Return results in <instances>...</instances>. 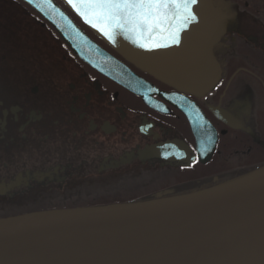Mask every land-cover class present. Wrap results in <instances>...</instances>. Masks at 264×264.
<instances>
[{
	"label": "flooded vegetation",
	"instance_id": "1",
	"mask_svg": "<svg viewBox=\"0 0 264 264\" xmlns=\"http://www.w3.org/2000/svg\"><path fill=\"white\" fill-rule=\"evenodd\" d=\"M213 3L226 15L217 70L187 90L97 44L144 81L151 103L65 49L44 73L19 57L42 79L0 83V218L264 179V0Z\"/></svg>",
	"mask_w": 264,
	"mask_h": 264
},
{
	"label": "water",
	"instance_id": "2",
	"mask_svg": "<svg viewBox=\"0 0 264 264\" xmlns=\"http://www.w3.org/2000/svg\"><path fill=\"white\" fill-rule=\"evenodd\" d=\"M83 62L127 89L143 81L98 47L53 0H20ZM63 4L125 61L176 89L209 80L226 15L213 0L193 6L180 43L145 49L117 32L109 40ZM247 183V182H246ZM244 184V183H243ZM0 264H264V179L196 195L37 211L0 218Z\"/></svg>",
	"mask_w": 264,
	"mask_h": 264
},
{
	"label": "snow or ice",
	"instance_id": "3",
	"mask_svg": "<svg viewBox=\"0 0 264 264\" xmlns=\"http://www.w3.org/2000/svg\"><path fill=\"white\" fill-rule=\"evenodd\" d=\"M77 14L109 40L117 32L141 48L180 43V34L197 19L198 0H67ZM196 160L194 159L193 163Z\"/></svg>",
	"mask_w": 264,
	"mask_h": 264
},
{
	"label": "rangeland",
	"instance_id": "4",
	"mask_svg": "<svg viewBox=\"0 0 264 264\" xmlns=\"http://www.w3.org/2000/svg\"><path fill=\"white\" fill-rule=\"evenodd\" d=\"M32 12L17 0H0V83L19 80L21 76L25 81L40 82L42 78L35 79L31 74L28 78L29 74L23 73L25 61L20 56L29 61L34 57L43 73L60 67L61 40Z\"/></svg>",
	"mask_w": 264,
	"mask_h": 264
},
{
	"label": "trees",
	"instance_id": "5",
	"mask_svg": "<svg viewBox=\"0 0 264 264\" xmlns=\"http://www.w3.org/2000/svg\"><path fill=\"white\" fill-rule=\"evenodd\" d=\"M58 3H59V0H56ZM21 3V2H20ZM22 4V3H21ZM24 5V4H23ZM24 6H26V5H24ZM27 7V6H26ZM28 8V7H27ZM29 10H30V8H28ZM35 16H37L34 12H32ZM38 17V16H37ZM39 18V17H38ZM72 18L75 20V22H77L78 24H80V26H82V28L94 39V40H96L99 44H103L100 40H98L97 38H95L76 18H74L73 16H72ZM47 27H49L48 25H47ZM49 29L51 30V32L53 33V35L56 37V38H58L59 40H60V38L58 37V35L52 30V28L51 27H49ZM66 50H67V48H66V46L62 43L61 44Z\"/></svg>",
	"mask_w": 264,
	"mask_h": 264
}]
</instances>
